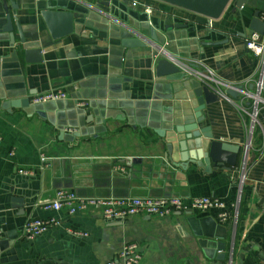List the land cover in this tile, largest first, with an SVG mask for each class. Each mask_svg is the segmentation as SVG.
<instances>
[{"label":"crops","instance_id":"obj_1","mask_svg":"<svg viewBox=\"0 0 264 264\" xmlns=\"http://www.w3.org/2000/svg\"><path fill=\"white\" fill-rule=\"evenodd\" d=\"M74 1L92 9L85 17L78 14L85 23L52 40L35 7L45 1L12 0V9L8 0H0V11L5 2L22 32L38 33L42 58L25 63L17 42L11 45L0 33V264H106L127 243L139 245L138 264H264V103L256 110L254 137L253 132L249 137V117L235 108L240 104L250 113L249 100L240 102L241 96H227L231 102L219 99L201 111L198 128L238 149L234 167L180 163L177 144L183 134L175 128L194 122L201 85L193 77H155L156 51L122 49L113 37L120 18L110 11L130 16L149 10V17L163 24L203 25L205 19L154 0ZM255 12L264 18V0H248L240 9L232 0L210 29L195 30V37L173 30L158 38H166L159 40L173 60L253 93L262 59L246 50L244 40L254 34L249 24ZM130 17L128 25L136 26ZM4 22L0 18V28ZM13 31L16 38L14 24ZM211 40L225 43L206 45ZM49 90H64L68 98L26 103ZM59 190L85 198L214 197L232 214V205L238 208L230 223H220L214 210L104 221L100 208L89 207L68 218L39 207ZM48 217L60 218L62 226L32 240L20 237L29 218ZM65 226L88 236L71 239Z\"/></svg>","mask_w":264,"mask_h":264},{"label":"water","instance_id":"obj_2","mask_svg":"<svg viewBox=\"0 0 264 264\" xmlns=\"http://www.w3.org/2000/svg\"><path fill=\"white\" fill-rule=\"evenodd\" d=\"M38 1V0H37ZM45 3L36 2L35 7L39 12V17L42 20L47 33L52 40H59L64 37L71 35L74 32L75 24H84L83 16L85 17L89 11L86 7L77 6L74 0H41ZM132 2H137L138 0H129ZM171 7L181 9L183 11L189 12L191 14L200 16L205 19V24L203 25H193L192 23H186L174 20L173 24H163L158 20L153 18H148L144 13L142 15L138 13H115L113 10L110 11L116 18H120L116 23L117 28L115 29L114 38L119 40V45L122 49H133V48H144L150 46L157 53L159 52V59H156L154 65V73L157 78H166L170 81L181 80L187 78V74L180 70L182 67H177L174 63L170 61L168 55L164 52L166 50L162 49V42L159 39H166L165 37L158 38V34H168L173 30H184L189 38L195 37V32L210 29L211 21L220 18L228 4L232 0H154ZM248 0H235V6L237 8H242ZM10 7L14 9L12 5V0H8ZM55 4L53 8L57 7L55 10L51 8V5ZM118 7H123L121 3L117 4ZM125 8V7H123ZM83 15V16H78ZM121 16V17H120ZM131 18L136 26L128 25V18ZM0 18L4 19V25L0 28V33L7 34V39L11 45L17 42L16 47L21 50L24 62L30 63H40L42 61L40 45L38 40V33H32L28 35L22 32V29L17 22L15 17H11L8 13V9L5 2H2V11H0ZM13 24L16 28L17 39L14 36ZM147 25V27H144ZM146 32H143L144 29ZM196 30V31H195ZM249 30L262 36L264 34V22L260 19L259 13L255 12L250 20ZM161 35V36H162ZM205 40V39H204ZM29 41V42H27ZM225 43V40L220 42L212 41L206 43V45H221ZM204 44V43H203ZM190 66V65H188ZM171 77V78H170ZM235 89H228L225 91L226 95L231 98H236L239 92L243 91L242 86H234ZM251 90V86L249 87ZM195 97L197 99V104L194 113V122L186 126H178L175 128L177 133L183 134V139H181L177 144V155L178 160L182 164H194V163H212L213 165L234 167L236 164V158L238 149L234 146H229L221 142H215L212 140L210 132L206 129H199L198 125L203 122L204 117L201 115V111L205 106L218 102V96L209 87L202 85L196 91ZM29 103V100H25ZM24 102H19L20 106H23ZM76 103V102H75ZM10 106H18L17 102H8ZM76 105H78L76 103ZM77 107V106H76ZM78 108V107H77ZM69 129L74 127L67 126ZM64 128V127H63ZM61 129L63 131L64 129ZM77 131L73 132L76 135ZM193 146L194 148L188 149V147ZM170 153H173L172 146H167ZM170 159H172L170 157ZM17 208H22L23 203L19 198H14L13 200ZM23 214V213H22ZM21 214V215H22ZM13 239H10L12 242Z\"/></svg>","mask_w":264,"mask_h":264},{"label":"built area","instance_id":"obj_3","mask_svg":"<svg viewBox=\"0 0 264 264\" xmlns=\"http://www.w3.org/2000/svg\"><path fill=\"white\" fill-rule=\"evenodd\" d=\"M146 12H148V10ZM261 20L264 21V18H261ZM244 43L248 51L262 59L261 69L254 82L255 95L252 96L246 92L242 93L244 99L251 100L252 102L250 113H247L240 104L235 106L237 111L249 117L250 125L248 132L251 135L256 123V110L258 105L264 103V36L261 38L259 35L253 34L251 37L246 38ZM186 71L202 83L212 87L221 99L231 102L230 99L221 92L219 87L223 86L226 89L234 88L231 85H223L215 78L211 71L206 70L205 73L193 72L191 70ZM67 98L68 94L64 90H50L31 97L30 104L39 105L48 102L62 101ZM44 160L45 159L42 157L41 161L43 162ZM39 207L46 212H54L57 214L64 212L65 216L68 218L84 212L89 207H98L101 209V216L104 221H121L135 216L168 218L176 213H183L185 211L204 213L214 210L217 212L216 216L220 223H230L236 219L238 203L232 205V210H234V214H232L231 211H228L224 202L214 197L191 198L188 200L177 196H161L157 198H85L71 191L59 190L55 193L52 201L43 203ZM61 226L62 220L60 218H29L23 226L20 237L26 241L32 240L43 235L49 229ZM63 230L69 238L75 240L85 239L88 236L87 233L70 226H65ZM2 237L3 231L0 229V239ZM140 259L141 250L139 245L136 243H127L122 247L117 258L106 262V264H138Z\"/></svg>","mask_w":264,"mask_h":264},{"label":"bare ground","instance_id":"obj_4","mask_svg":"<svg viewBox=\"0 0 264 264\" xmlns=\"http://www.w3.org/2000/svg\"><path fill=\"white\" fill-rule=\"evenodd\" d=\"M139 1V0H138ZM137 1V2H138ZM132 2V1H131ZM137 2H132V4H137ZM149 10H148V12H146L145 14L147 15V17L148 18H151V17H149L150 15H149ZM245 41V40H244ZM244 45H245V43H244ZM247 50V49H246ZM248 51V50H247ZM165 52V51H164ZM250 52V51H249ZM157 53V52H156ZM166 53V52H165ZM159 52L156 54V56L158 57V58H160L159 57ZM161 55V54H160ZM168 58H170V61L172 62V63H174L177 67H182V69L180 68V70H182L183 72H185L186 74H187V77H193V76H191L186 70H190L191 69V71H193V72H199V71H197V70H192L193 68H190V67H192V66H188L187 64H184V63H182V62H179L178 60H173L169 55H168ZM182 64V65H181ZM183 65H185V67H183ZM186 69V70H185ZM194 78V77H193ZM194 79H196V78H194ZM198 82H199V84L202 86V85H205V86H207V87H209L211 90H213V88L212 87H210L209 85H207V84H205V83H202L201 81H199L198 79H196ZM222 83V82H221ZM223 85H225V84H223ZM234 89H235V87H234V85H231ZM235 86H237V85H235ZM220 88V90H221V92L222 93H224L225 95H226V93H225V91H227L228 89H226L225 87H219ZM234 89H231V90H234ZM50 91V90H49ZM213 92L215 93V91L213 90ZM243 92H245V90L243 89V91H241V92H239V95H238V97H240L241 96V101L240 102H243L244 100H246V99H244L243 98V96H242V93ZM254 92H255V87H254ZM254 92L252 93V91H250V92H246L247 94H249V95H252V96H254L255 94H254ZM41 94V93H40ZM216 94V93H215ZM217 95V94H216ZM35 96V95H34ZM218 96V95H217ZM226 96H228V95H226ZM33 97V96H32ZM231 98V97H230ZM247 98H250V97H247ZM218 99H221L219 96H218ZM232 99V98H231ZM63 101V100H62ZM56 102H58V101H56ZM249 102H250V106L252 105V102H251V100H249ZM29 104H30V99H29ZM31 105V104H30ZM39 105H42V104H39ZM32 106H38V105H32ZM249 125H250V123H249ZM254 128H255V126H254ZM253 128V129H254ZM252 132H253V130H252ZM252 134V133H251ZM249 137H251V135L249 134ZM186 212V211H185ZM184 213V212H183ZM179 214V213H178ZM147 217V216H146ZM33 219H35V218H33ZM27 222V221H26ZM25 222V223H26ZM22 229H23V227H22ZM22 231V230H21Z\"/></svg>","mask_w":264,"mask_h":264},{"label":"trees","instance_id":"obj_5","mask_svg":"<svg viewBox=\"0 0 264 264\" xmlns=\"http://www.w3.org/2000/svg\"><path fill=\"white\" fill-rule=\"evenodd\" d=\"M254 135H255V132H253V137H254Z\"/></svg>","mask_w":264,"mask_h":264},{"label":"rangeland","instance_id":"obj_6","mask_svg":"<svg viewBox=\"0 0 264 264\" xmlns=\"http://www.w3.org/2000/svg\"><path fill=\"white\" fill-rule=\"evenodd\" d=\"M170 8V7H169Z\"/></svg>","mask_w":264,"mask_h":264}]
</instances>
